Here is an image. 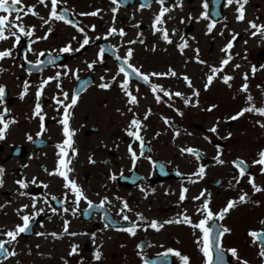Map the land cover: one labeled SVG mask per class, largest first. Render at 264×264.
Returning <instances> with one entry per match:
<instances>
[{
	"label": "flooded vegetation",
	"instance_id": "flooded-vegetation-1",
	"mask_svg": "<svg viewBox=\"0 0 264 264\" xmlns=\"http://www.w3.org/2000/svg\"><path fill=\"white\" fill-rule=\"evenodd\" d=\"M174 2L180 3L179 0H174ZM185 2L193 4V0H185ZM136 3L137 0H134L133 5ZM22 4L25 6V11L28 7H34L39 16L21 13L23 20L16 21V23L23 24L26 31L34 29V34L31 37L21 35L19 44L15 43L14 37L0 41V51H12L10 58L0 61V69H3L0 71V86H3L6 92L4 100L0 102V113L7 108L9 112L5 119L16 121L15 124L10 125L6 139L0 141V168L5 170L4 183L0 187V233L14 230L17 225H22L23 221L20 217L23 215L34 216L35 219L31 222L30 230L20 234L17 242L9 249L14 248L18 254L7 260L0 257V260L3 264H65V262L67 264H144V260L147 259L150 264L152 262L154 264H182L180 258L176 256H172L169 261L163 259L162 254L172 249L189 257L190 264H202L206 258L202 255L201 246L196 243L202 236L198 229H193L184 223H172L164 224L160 231H156L148 225L152 221L162 224L170 219H180L182 216L190 217L193 223H198L205 218L204 213L198 212L205 200L213 214H219L225 205L220 203L211 191H208L204 201L199 203L198 199H195L197 196L190 191L192 188L189 185L181 183L178 187L177 182L190 175L162 177L165 175L160 167L162 163L154 161L149 156L148 150H144L145 152L143 151L141 155L139 144H134L133 140L129 143L126 138L127 141L120 143V146L119 143H115L111 148L102 150V147L106 145L98 146L89 142L93 138V136L90 137L91 135L95 136L94 140L101 135V126L91 123L83 127L90 115V112H83L81 109L84 95L98 83L111 85V82L115 80L114 77L124 76L123 73H119V68L123 60L127 58L126 54L130 45L129 30L134 28L133 25L127 24V20L138 18L140 27L144 28L149 23L145 8H141V3H139L137 9L126 16L119 6L111 3V0H62V3L58 5V12L67 9L66 18L76 25L73 27L58 20H50L48 24L44 23V20L50 19V0H48L47 7L40 4L39 0H22ZM113 8H118V10L113 13ZM96 11H99L98 16L81 15V13ZM39 17H43L44 20ZM178 19L180 20L178 30L175 27L176 36L180 38V43H183L188 38V34L194 31L195 19L192 16L188 19L180 16ZM182 20L184 23H181ZM93 26L95 30H92ZM204 27L203 23L199 25V33ZM80 28L83 32L78 30ZM113 28L117 30V34L109 35ZM71 29L75 30L72 34ZM121 29L125 32L124 36L118 34ZM11 30L17 31L16 28ZM5 34L9 35L8 32ZM63 34L67 38H63ZM45 35L47 39H43ZM85 35L90 43L81 47ZM136 38L137 35L131 37L130 42L135 41L131 43L133 47L138 44L139 38ZM50 39L57 41H50ZM63 39L66 40L62 42ZM124 39L126 42L123 43ZM149 42L148 38L144 44H149ZM69 45L73 51L67 53L60 51ZM92 48L95 49L94 62L86 56ZM102 48L105 53L100 59L98 54ZM75 49L80 50L75 51ZM39 53L45 55L40 56ZM48 53L59 56L55 58L54 65L46 66L48 63L46 54ZM136 54V51L132 52V56L127 58L128 63L137 66L142 73L168 74L169 70L176 73V76L159 75L158 81L157 76L150 75L153 79L152 81L149 76L150 84H145L134 74L130 75L129 85L132 94L137 98H142L143 102H157L155 95L170 100L161 92L154 95L150 85H158L176 93L183 87L190 89L184 77H188L193 85L196 83V77L187 68L179 70L170 62H167L164 68L165 62L156 64L149 58L139 61ZM116 56L121 57V60L118 61ZM105 60H107L105 68L98 67L97 63ZM41 61L43 63L40 67H35ZM88 65H92L91 70L87 68ZM192 65L195 67L194 63ZM124 67L127 66L124 65ZM113 73L114 77H112ZM57 75H59V80L52 79L44 87L40 97L46 130L42 135H38L41 133V121L39 117L33 115L36 93L44 81ZM77 76L79 79L76 78ZM85 76H91L93 84L80 95L77 105L70 109L72 112L70 125L76 132L74 147L77 154L72 160L73 171L69 175L80 186L87 199L93 202V205H99L107 198L110 203H106L104 209L89 210L84 200L80 201L77 208L74 203L75 196L64 187V180L58 176L49 175V172L56 170L60 159L57 155L60 151L57 145L63 143L65 139L62 134V125L59 123L64 109L56 104L54 97L63 100V93L66 92L69 100L64 103H69L72 95L76 93L79 80ZM172 79L175 83H170ZM25 82L28 84L27 94L20 99L24 92ZM58 84L59 87H57ZM137 85L145 88L142 90L144 93L142 97ZM173 98L180 100L181 96H172L171 99ZM176 110L177 108H174L171 114L176 115ZM29 135L33 137L32 141L27 139ZM126 137H128L127 134ZM129 144L139 157L135 162L128 151ZM119 152L123 156L121 163L116 161ZM153 156L155 157L154 154ZM89 157L95 161L94 164L89 162ZM141 160L145 161L141 163ZM200 165L206 170L210 161H205ZM186 168L192 169L193 167L187 166ZM139 173L143 174L145 179L133 185L135 181L140 180ZM129 175L133 178L131 185ZM112 176L117 178L113 180ZM33 179L36 180L35 184L31 183ZM17 180H23L28 187L20 188L16 183ZM210 184L212 185L213 182L210 181ZM44 185L47 187L45 188ZM184 188L188 191L184 194L185 199L181 201L180 196ZM22 192L25 195H21ZM53 197L56 199L54 200ZM33 198H35V208L32 207ZM60 201L64 203L61 204ZM123 202H127L131 209L124 213L129 217V221H124L120 214ZM24 205H28L27 209L18 214V210ZM53 208L56 209L55 212ZM63 208H67L68 211H63ZM73 210H75V215H73ZM105 214H107V220ZM141 216L144 218L142 221ZM242 216V209H234L224 219L212 221L209 224V227L214 230L213 235H215V229L219 227L230 230L221 237V245L224 249L223 264H239V261L227 251L229 249H236L240 260L247 261L248 264H264V259L258 255V245H254L252 237L248 235L250 231L264 230V227L261 224L242 223ZM65 221L69 222V233H77V235L64 233ZM130 222L137 225L135 236L118 230L131 227ZM40 233L43 235H39ZM51 233H56L61 238L56 239L50 235ZM0 239H6V237L0 235ZM141 239H144L143 251L139 249ZM75 245L79 246L78 255H69ZM138 249L140 255H137ZM97 250L102 253L99 261L94 259V253ZM213 258L214 263L220 264L215 251H213ZM117 259L118 262H114Z\"/></svg>",
	"mask_w": 264,
	"mask_h": 264
},
{
	"label": "rangeland",
	"instance_id": "rangeland-1",
	"mask_svg": "<svg viewBox=\"0 0 264 264\" xmlns=\"http://www.w3.org/2000/svg\"><path fill=\"white\" fill-rule=\"evenodd\" d=\"M255 0H253L254 2ZM260 1V0H258ZM251 5L250 13L254 11L258 13L264 12V0L260 2L263 7L255 9ZM132 8L129 9L131 13ZM232 14H234L232 9ZM149 17V21H150ZM91 20V19H90ZM87 22H90L87 20ZM139 19H129L127 24L133 25V30H129V40L132 36L137 35L139 38L136 49V58L139 61L154 60L156 64H162L170 62L179 70H185L186 68L193 72V75L196 77V80L199 82L196 91L199 92V96H193L194 104L188 105L184 108L180 104V108L183 110L181 116H178L176 113L175 118L168 119V123H165L166 119H162L160 112H169L166 107L171 108L173 111L172 104L177 105L178 100H169L163 101V104L154 106L153 104L147 102H140L133 107H129L128 97L124 96V92L120 91L121 80L119 76L112 77L115 78L114 82H111L109 88H101L99 85H95L90 88L88 92L84 95L81 109L83 112H90L89 119L83 124L85 128L91 123L95 125H100L102 132L94 140V135L91 139L92 144L106 145L102 147V150H107L111 148L115 143H122L123 141L133 140L132 137H126V128H129V119H138L140 120L144 127L141 129V133L145 136L147 141L152 143L154 153L157 157L164 159L165 161H171V163H181L182 161H189L191 159H196V157L188 154L187 152L182 153L181 149H187L191 147L190 145L196 144L197 146L202 147L203 149L208 150L207 153L210 156L215 155L220 150L218 148L214 138L225 139L228 157L233 155H242L246 156L250 161L258 155L259 149H264V128L260 127V124L264 123V116H260L255 113H245L244 116L239 119L234 120L231 124H227V118L236 116L241 109L249 107L250 105L246 102L247 96L250 94L253 97V103L257 108L264 107V102L262 100V95L264 91V59L259 54L264 50V37L259 36L256 40L247 39L249 35H246L250 44L244 45V40L242 35L238 38L237 45L231 50L233 55V60L227 65L224 66L223 72L217 76L216 79L212 82L207 90L202 86L201 76L203 72L201 71V66L197 65L194 67V63L191 58V54L186 56H181L175 50V42L171 43L172 47L169 46H155L154 50L161 51H151L152 49V40L149 44H144L149 37H152L153 33L151 32L149 23L141 28L139 25ZM234 28L238 30L246 28L249 29L248 23L235 22L232 24ZM230 28V26H228ZM231 29V28H230ZM137 31L141 32V35L138 36ZM217 31V33H216ZM222 29L219 27L214 30L213 35L199 37V46L202 50V57L209 60V63H213L215 67H221V61L225 58V53L221 51L222 48L226 46V40H230V36L233 34L231 30L228 32V29L225 33L221 32ZM75 30L71 29V34ZM223 33V35H221ZM63 38H67L63 34ZM66 39H63L64 42ZM154 40V39H153ZM50 41H57L56 39H50ZM143 41V42H141ZM56 43V42H55ZM194 45V43H191ZM165 47V48H164ZM169 47V48H168ZM131 48V46H129ZM260 49V50H259ZM190 53V49H187L185 54ZM146 55V56H145ZM87 58H90V61H95V49L92 48L89 50V53L86 55ZM81 59V58H79ZM256 64L258 71L252 73V64ZM98 67L105 68L104 65H107V60L104 62H98ZM235 65H240L239 68H236ZM194 67V68H193ZM87 68H89L87 66ZM194 69H197V74L194 72ZM94 70V68L92 69ZM202 72V73H201ZM210 69H208V73ZM248 75L247 81L244 80V75ZM205 75V74H204ZM207 75V74H206ZM223 75L231 76L233 79L229 81L231 85L220 82V79ZM170 83H175L172 79ZM245 83L248 84V92H242L240 89ZM140 89V96L142 97L144 93L142 90L145 88L137 85ZM193 90V89H192ZM153 106V111L145 120L144 116L147 114V111ZM178 106V105H177ZM149 107V108H148ZM212 109L209 111L208 109ZM131 109V111H129ZM217 126L218 129L213 134L212 132L204 131L205 127L212 128ZM134 130V129H133ZM229 132V137H226L225 134ZM178 133V135H177ZM127 138V139H126ZM89 140V138H88ZM218 147V148H217ZM192 148V147H191ZM120 151V147H119ZM86 154V153H85ZM222 156V155H221ZM123 160L122 153L119 152L116 159L117 162L121 163ZM85 161V159H83ZM145 160H141L143 163ZM214 178L221 175V168H214ZM231 174L229 169V175ZM230 179L233 180L232 176ZM263 182L264 178H260ZM172 182V181H171ZM222 185V184H221ZM221 185L213 186V192H217ZM244 213V212H243ZM244 223H252L251 214L244 213L243 216ZM114 262H118V259Z\"/></svg>",
	"mask_w": 264,
	"mask_h": 264
},
{
	"label": "snow or ice",
	"instance_id": "snow-or-ice-1",
	"mask_svg": "<svg viewBox=\"0 0 264 264\" xmlns=\"http://www.w3.org/2000/svg\"><path fill=\"white\" fill-rule=\"evenodd\" d=\"M226 2L228 5H233V4L237 5V9H236L237 21L243 22L245 20V6L248 4L249 0H226ZM39 3L45 5V7L48 6V0H39ZM61 3H62V0H50V4H51L50 19L44 20L43 17H39V18L41 20H44L45 24L50 23V20H58V21H63L66 24H70L73 27H76V25L72 22V20L66 18L68 15L67 9H64L63 11L58 12V5H60ZM111 3L113 5L119 6L121 3H127V0H111ZM151 3H152V0H145V2L141 4V8L150 7ZM155 3H158L160 5V11L156 15L152 27H153L155 32L162 34L161 38L164 41H166L167 43H172L171 39L169 38L168 30L164 27V24L166 22L164 18L167 16L168 13H170L173 10V8L165 6L167 3V0H155ZM181 6L182 5L180 3L176 4V7H181ZM203 7L205 10H207L208 4L205 2L203 4ZM117 10H118V8H113L112 11H113V13H115ZM0 13H4V15H0V41H6V40L10 39L11 37H14L15 43L19 44L20 40H21V35L31 37L34 34V29H30V30L26 31L23 24H17L16 23V21H22L23 20V16L21 15V13H24V15L31 14L33 16H39V13L35 11L34 7H28L27 11H25V6L22 4V0H0ZM13 14H15V15H13ZM81 15L98 16L99 11L91 12V13H81ZM168 18L171 19L170 16ZM208 18L209 17H208L207 11H205L204 13L201 14V19H208ZM181 23H184V21L182 20ZM248 25H249V29L253 30L251 32L253 37H256V36L264 37V24H257L255 21H249ZM214 27H215V23H210L208 25V31L211 32ZM12 28H16L17 31H12L11 30ZM78 30L83 32L82 28H80ZM92 30H95L94 26H93ZM6 32H8L9 35H6L5 34ZM112 34H117V30L115 28L110 30L109 35H112ZM118 34L120 36H124L125 32L121 29V30H119ZM173 34H176L175 30H173ZM221 35H223V33H221ZM237 38H238V34H233L232 39L226 44V46L224 48L221 49V51L225 53V58L221 61V67H211L210 68L211 75L207 76V83L205 84V90H207V88L212 84V82L217 78V76L221 72H223L224 66H227L233 60L234 57L231 53V50L233 49L234 42L237 40ZM43 39H47V35H45L43 37ZM97 39H99V37ZM105 39H107V37H105ZM141 42H143V41H141ZM89 43H90V41L87 38V36L85 35V39L83 40L81 47H84V46L88 45ZM130 43H135V41H131ZM245 43H247V41H245ZM178 47L181 50V52H183V50L188 47L187 41L185 40L182 44L178 45ZM79 50L80 49H75V51H79ZM29 51H31V47H29ZM60 51L62 53H67V52H70L73 50L71 49V46L69 45V46L64 47ZM196 51L198 54V49ZM104 53H105V50L102 48L98 54V58L102 59L104 56ZM39 55L44 56L45 54L39 53ZM11 56H12L11 50L0 51V61L4 60L5 58H10ZM131 56H132V50L129 49L127 54H126V57L130 58ZM115 58L118 61L121 60V57H119V56H116ZM127 58H125L123 60V64L119 68V73H123V75L125 77L124 82L120 84V88L125 93V95L128 97V103L131 105H136V104H138L137 97L135 95H133L131 91H129V87H128L129 82H130V75L134 74L136 77H139L140 79H142L145 84H150V79H149V75H144V74L140 73V71L138 69L134 68L131 64H129ZM198 62L202 63V64L204 63L203 61H198ZM41 63H43V61L36 64L35 67L39 68ZM48 63L54 64L55 60L50 59L48 61ZM124 65H126L127 68L131 69V73H129L128 71L125 70ZM88 67L91 68L92 65H88ZM235 67L239 68L240 65H235ZM0 71H3V69H0ZM257 71H258V69L255 66H253L252 67V73L255 74ZM169 74L171 76H176V73L174 71H171V70H169L168 74L152 73L150 75L151 76H159V75H169ZM76 78L79 79L78 76ZM243 78L245 81H247L248 75L245 74ZM52 79L59 80V75H57L54 78H49V80L44 81L40 85V88L36 93V106H35L33 115H34V117H39V119L41 121V133H38V135H42L43 131L46 130L44 127V123H43L45 117H44V115H42L43 109H42V106L40 103V97L43 94L44 87L48 83H50ZM183 79L186 81L187 86L189 88H191L192 83H191L190 79L188 77H184ZM232 79H233V77H231V76H224L222 78V82L225 84H229V81H231ZM150 86H151V89H152V92L154 95L157 92H161V93H163L164 97H168L169 99H171L172 96H178V97L182 96V94L179 92L169 93L168 91L164 90L162 87H160L158 85H150ZM230 86L231 85L229 84V87ZM57 87H59V84L57 85ZM100 87L101 88H109L110 85L102 83L100 85ZM27 88H28V84H27V82H25L24 92L21 95L20 99H23L24 95L27 94ZM81 90H83V89H81ZM240 91L248 92V84L245 83L242 86V88L240 89ZM5 95H6L5 88L3 86H0V102H2L4 100ZM193 95L198 97L199 92L194 90ZM79 98H80V93L76 92L72 95L70 102L65 104L64 102L69 100L68 93H66V92L63 93V100L54 97L56 104H58L60 107H62L64 109L63 116L60 119L59 123L62 125V134L65 137V139L63 140V143L57 145V147L60 150L57 155L60 157V159L58 160L56 170L53 172H49V175L58 176L64 180V182H65L64 187L66 189H68L75 196L74 203L76 204L77 208H78L80 201L84 200L87 202L89 210H91V209H104L105 204L110 203V201H108L107 198H105L103 201H101V203L99 205H93V202L91 200L87 199V196L84 194L83 190L80 188V186L76 183V181L74 179L70 178V175H69L73 171V169L71 167L72 160L74 159L75 155L77 154V150L74 147V145H75L74 137L76 136V132L74 129L71 128V125H70V121L72 119V112L70 111V109H73L77 105ZM155 99L158 103L161 102V96L160 95H155ZM189 101H190V98L185 99V104H188ZM246 102L250 106L241 109V111L236 116L232 117L233 120L239 119L240 117L244 116L245 113H255V114H258L260 116H264V107L257 108L256 105L253 103V97L250 94L247 96ZM208 110L211 111L212 109L210 108ZM129 111H131V109H129ZM8 112H9V110L7 108H5L3 113H0V141H3L4 139H6V134L9 131L10 125L16 123L15 120H6L5 119ZM148 115H150V111H149V113H147L144 116L145 120L148 118ZM165 123H168V121L165 120ZM143 127H144L143 123L140 120L134 118L130 121L129 128H128L127 133H126L129 137L133 138L134 142H139V147L141 149V155H143V151L145 149V142H144L143 137L140 134L141 129ZM260 127L264 128V123L260 124ZM210 131L216 132V128L213 127L212 129H210ZM177 135H178V133H177ZM27 139L29 141H32L33 137L29 135L27 137ZM128 151H129V153L133 159V162H135L139 157H137V154L133 150L131 144H129V146H128ZM180 151L182 153L187 152L188 154L196 157L197 160L200 159V153L195 149L187 148V149H181ZM70 153H71V155H70ZM216 160H217V163H219V164L224 163L223 160L219 159V156L216 157ZM89 162L93 163V164L95 163V161L92 160L91 157H89ZM233 163H234V167H236L239 171V177L240 178H243L245 175H248V177H249L248 183L252 186L255 193H259L261 191H264V189H262L261 187L256 185L255 177L248 174V172H247L248 165L246 164L245 161L237 160V161H234ZM253 163L260 165L262 172H264V151H261L259 153V159L254 161ZM4 173H5V170L3 168H0V187H2L3 183H4V180H3ZM204 173H205V168L203 166H201L199 168L198 172L194 173V175L202 178ZM116 178L117 177H115V176L111 177V179H113V180H115ZM195 182L196 181H193V183H195ZM16 183L22 189L28 187V184L25 183L23 180H17ZM31 183L35 184L36 180L33 179L31 181ZM237 183H239V179L237 180ZM44 187L46 188L47 185H44ZM187 191L188 190L186 188L182 189V193L180 196L181 201H183L185 199L184 194L187 193ZM21 195H25V193L22 192ZM246 195L247 194L241 195L238 201L237 200L229 201L228 204L226 205V207L219 214H213L211 212V210L209 209V205H208L207 200H205L202 208L198 209V212L205 214V218L201 219L198 223H193L190 217L182 216L180 219H175V220L170 219V220L165 221L162 224L158 223L157 221H152L148 225V227H150L156 231H160L164 227V224L184 223V224L190 225L193 229H198L202 233L201 238L198 239L196 241V243L201 246L200 250L203 253L204 257L206 258L205 264H214L213 251H215L218 254V259L220 261V264H223L224 249L222 248V245H221V237L225 233H228L230 230L227 228L219 227V228L215 229V235H213L214 230L211 227H209V224L212 221L224 219V217L230 212V210L237 207L240 203L248 202L246 199ZM202 197H204V193H201V196L196 197L195 199H201ZM53 199L55 200L56 198L53 197ZM117 199H119V198H117ZM33 200H34V202L32 204V207L35 208L36 207L35 198H33ZM45 203H47V201H45ZM60 203L63 204L64 202L60 201ZM27 207H28V205H24L23 208L18 210V214H19V212H22L25 209H27ZM52 210L54 212L56 211V209H54V208ZM41 211H43V209H41ZM63 211L67 212L68 209L63 208ZM129 211H131V209L129 208L127 202H123V207L120 210V214L122 215V219L124 221H129V217L124 214L125 212H129ZM37 214H39V213H37ZM73 215H75V210H73ZM107 218H108L107 214H105V219L107 220ZM20 219L23 221L22 225H17L14 230H10L7 232L0 233V235L6 237V239H0V257H2L4 260H7L10 257H14L18 254L14 248H12L11 250H9V249L13 244H15L17 242V238L20 234L26 233L30 230L31 222L35 219V217L29 216V215H23L20 217ZM143 219L144 218L141 216L140 220L142 221ZM130 223L132 225L131 227L120 228L118 230L123 231V232H127L131 236H135L136 232H137V225L134 222H130ZM261 223L264 224V221H261ZM68 224H69V222L65 221L64 233L70 234L73 236L77 235V233H69ZM144 230H147V229H144ZM39 235H43V233H40ZM50 235H52L56 239L61 238L56 233H51ZM248 235L250 237H252V243L254 245H258V247H259L258 255L262 259H264V230H262V231H250L248 233ZM78 247H79L78 245L73 246L69 255H78V252H77ZM227 251L230 252L232 257L236 258L239 261V264H248L247 261L240 260L236 249H229ZM162 256L164 258H167L168 256H176V257L180 258L182 264H190L189 257L182 255L179 251L169 249L168 251L163 253ZM101 257H102V253L99 250H97L94 253V259L96 261H99V260H101ZM0 264H3L2 260H0ZM65 264H67V262H65ZM144 264H150V262L147 259H145ZM152 264H154V262H152Z\"/></svg>",
	"mask_w": 264,
	"mask_h": 264
}]
</instances>
